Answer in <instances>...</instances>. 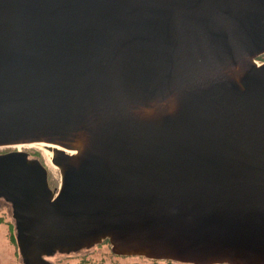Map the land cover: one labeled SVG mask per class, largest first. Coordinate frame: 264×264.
Wrapping results in <instances>:
<instances>
[{
    "label": "water",
    "instance_id": "1",
    "mask_svg": "<svg viewBox=\"0 0 264 264\" xmlns=\"http://www.w3.org/2000/svg\"><path fill=\"white\" fill-rule=\"evenodd\" d=\"M264 0H0V153L23 264H264ZM67 151H75L68 153Z\"/></svg>",
    "mask_w": 264,
    "mask_h": 264
},
{
    "label": "rangeland",
    "instance_id": "2",
    "mask_svg": "<svg viewBox=\"0 0 264 264\" xmlns=\"http://www.w3.org/2000/svg\"><path fill=\"white\" fill-rule=\"evenodd\" d=\"M255 61L264 62V60H257V58ZM40 148L42 149L40 150ZM16 150L26 151L29 157L38 158L47 168L48 183L50 188L53 189L58 187L60 183L59 169L57 168L56 174L51 172L49 167L45 164V157L42 153L43 147L41 145L32 144L22 145L19 147H1L0 153ZM0 215L3 217V222L0 223V264H23L18 248L14 241L10 240L9 236V234L13 233L15 237L14 220L12 218L11 207L10 204L1 197ZM11 225H13V228ZM47 259L54 264H182L171 260H152L142 256H118L112 253L109 242L106 243L103 241L88 249H82L78 252H72L69 254L56 253Z\"/></svg>",
    "mask_w": 264,
    "mask_h": 264
},
{
    "label": "bare ground",
    "instance_id": "3",
    "mask_svg": "<svg viewBox=\"0 0 264 264\" xmlns=\"http://www.w3.org/2000/svg\"><path fill=\"white\" fill-rule=\"evenodd\" d=\"M256 62V64L257 65H259V64H261V63H259V62H257V61H255ZM24 145H32V144H24ZM38 145H41L42 147H43V155H44V157H45V164L49 167V169L51 170V172L53 173V174H56V171H57V168H58V166L57 165H55L54 163H52V161H51V157H52V151L51 150H49L50 148H52L54 145H51V144H49V143H38ZM19 146H22V144H20V145H14L13 147H19ZM35 146V145H34ZM37 147H39V146H37ZM42 148H40V150H41ZM49 150V151H47V150ZM51 152V153H50ZM68 153H74L75 151H67Z\"/></svg>",
    "mask_w": 264,
    "mask_h": 264
},
{
    "label": "trees",
    "instance_id": "4",
    "mask_svg": "<svg viewBox=\"0 0 264 264\" xmlns=\"http://www.w3.org/2000/svg\"><path fill=\"white\" fill-rule=\"evenodd\" d=\"M257 60H264V54L258 56V57H257ZM2 222H3V217H2V215H0V223H2ZM11 227L13 228V225H11ZM9 231H10V230H9ZM10 233H11V231H10ZM9 236H10V240L14 241V243L16 244V239H15L13 233H12V234H9ZM103 242H106V243H107L108 240H104ZM16 246H17V244H16ZM78 263H79V262H78Z\"/></svg>",
    "mask_w": 264,
    "mask_h": 264
},
{
    "label": "built area",
    "instance_id": "5",
    "mask_svg": "<svg viewBox=\"0 0 264 264\" xmlns=\"http://www.w3.org/2000/svg\"><path fill=\"white\" fill-rule=\"evenodd\" d=\"M261 63V61H259Z\"/></svg>",
    "mask_w": 264,
    "mask_h": 264
},
{
    "label": "flooded vegetation",
    "instance_id": "6",
    "mask_svg": "<svg viewBox=\"0 0 264 264\" xmlns=\"http://www.w3.org/2000/svg\"><path fill=\"white\" fill-rule=\"evenodd\" d=\"M10 204V203H9Z\"/></svg>",
    "mask_w": 264,
    "mask_h": 264
}]
</instances>
